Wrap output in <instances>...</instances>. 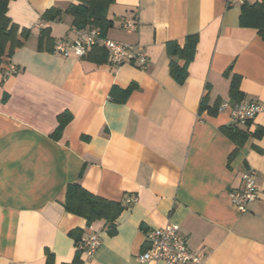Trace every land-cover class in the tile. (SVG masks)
I'll return each mask as SVG.
<instances>
[{
  "label": "crops",
  "instance_id": "obj_1",
  "mask_svg": "<svg viewBox=\"0 0 264 264\" xmlns=\"http://www.w3.org/2000/svg\"><path fill=\"white\" fill-rule=\"evenodd\" d=\"M81 1L8 3L11 23L30 34L0 65V264H46V252L52 264H70L76 240L93 233L99 246L92 257L81 253V264H163L139 256L149 232L168 224L179 226L200 264H264V111L236 126L249 134L241 145L221 131L232 125L230 106L264 107L257 30L240 27V7L225 0H112V27L102 37L139 46L147 59L144 69L112 68L101 47L82 58L54 52L57 41H74L65 10ZM50 9L60 16L43 21ZM128 18L136 21L131 32L122 28ZM42 28H49L48 43L40 44ZM188 35L197 45L178 84L166 44L182 48ZM8 64L15 74L6 76ZM233 76L238 100L229 94ZM61 114L70 119L56 141ZM249 171L257 198L240 213L230 194ZM75 182L122 205L112 226L63 209Z\"/></svg>",
  "mask_w": 264,
  "mask_h": 264
},
{
  "label": "trees",
  "instance_id": "obj_2",
  "mask_svg": "<svg viewBox=\"0 0 264 264\" xmlns=\"http://www.w3.org/2000/svg\"><path fill=\"white\" fill-rule=\"evenodd\" d=\"M12 0H0V65H4L6 59L10 57L14 49L20 47L30 34L29 30L21 29L12 24L7 17L8 3ZM112 0H83L79 5H69L65 12L73 17V26L75 29H84L88 25L99 28L101 35L112 27V22L107 19L106 11L108 5ZM61 14L59 9H50L42 15V20L52 22L57 19ZM240 27L253 28L257 30L258 35L264 41V0L260 3L249 4L246 3L240 7L239 15ZM40 44L48 43L49 28H42L40 30ZM197 45V37H186L185 44L180 48L176 43L166 44V54L170 58L169 74L173 80L181 84L186 77V66L192 61ZM97 48V47H93ZM183 60L184 65L178 66L175 60ZM230 97L232 100L239 99L238 77L233 76L230 82ZM207 109L205 101L201 105V110ZM67 114H61L57 118V127L51 135L52 139L59 140L62 131L66 124L69 122ZM222 133L225 134L232 143L241 145L249 136L248 132L239 130L236 126L222 128ZM257 134V133H256ZM254 134V136H259ZM66 212L81 217L86 220L87 224L90 222L104 220L112 226L122 211L123 207L119 203L106 201L103 198L91 195L86 192L76 182L69 185L66 189L64 208ZM80 239L76 240V245ZM82 252L77 249L76 256L70 264H81L79 255ZM53 255L46 252V264H52ZM66 264V263H65Z\"/></svg>",
  "mask_w": 264,
  "mask_h": 264
},
{
  "label": "built area",
  "instance_id": "obj_3",
  "mask_svg": "<svg viewBox=\"0 0 264 264\" xmlns=\"http://www.w3.org/2000/svg\"><path fill=\"white\" fill-rule=\"evenodd\" d=\"M249 0H225L227 7H241ZM136 27L134 18L125 19L122 28L131 32ZM93 47H101L107 52L108 65L118 68L123 64H131L140 69L146 67L147 59L141 47L128 45L102 37L99 28L75 30L74 41H57L54 44V52L64 58L75 56L82 58L87 51ZM16 73V68L8 64L6 76ZM221 105L219 111L227 108ZM230 120L233 126H244L264 111L263 105L258 103H242L230 106ZM243 188L230 194V201L233 207L240 213L247 211L248 204L257 198L256 180L252 172H245L242 176ZM133 202L134 199L128 200ZM179 226L168 224L163 228L154 229L146 236L147 247L140 254V262H162L163 264H200L201 260L197 253L188 248L187 241ZM99 236L93 233L82 237L76 245V249L92 257L99 246Z\"/></svg>",
  "mask_w": 264,
  "mask_h": 264
}]
</instances>
